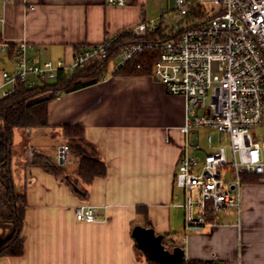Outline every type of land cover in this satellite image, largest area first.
<instances>
[{"label": "crops", "instance_id": "1", "mask_svg": "<svg viewBox=\"0 0 264 264\" xmlns=\"http://www.w3.org/2000/svg\"><path fill=\"white\" fill-rule=\"evenodd\" d=\"M147 2L0 0V38L12 48L0 54V96L9 86L1 85V72L14 71L16 40L31 44L27 54L34 61L69 64L74 51L135 26ZM184 115L183 96L167 93L151 74L109 73L51 99L48 125L14 128L11 186L26 199L23 252L0 256V264H146L131 235L136 224L152 227L165 247L181 246L191 260L264 264V181L257 176L243 180L239 216L228 208L213 226L181 239L183 209L176 204L182 197L173 176L184 143ZM66 124L83 126V140L104 163V175L84 183L73 173L78 158L69 152L63 180L31 164L34 153L55 161L58 147L67 143ZM78 204L91 207L95 220H77Z\"/></svg>", "mask_w": 264, "mask_h": 264}, {"label": "built area", "instance_id": "2", "mask_svg": "<svg viewBox=\"0 0 264 264\" xmlns=\"http://www.w3.org/2000/svg\"><path fill=\"white\" fill-rule=\"evenodd\" d=\"M104 2L124 6L128 0ZM170 2V6L159 9L157 17L138 21L123 32L142 36L163 28L151 75L167 93L185 100L180 126L184 143L173 176L182 197L176 205L183 209L181 239L185 240L186 234L216 224L220 210L233 208L239 216L240 190L246 176L264 181V0ZM169 12L176 18L171 25L163 20ZM121 34L118 31L74 51L69 64L62 60L34 61L27 54L31 44L25 38L16 40L14 71L1 72V85L10 86L2 95L11 93L18 80L32 86L54 79L60 70L83 67L90 58L105 55L107 46ZM154 45L153 41L129 44L113 68ZM9 47L10 42L0 38V54ZM201 128L207 130L206 148L200 143ZM222 133L227 135L229 151L222 144ZM67 155L65 143L58 147L54 162H65ZM31 156L29 150V160ZM74 216L85 222L95 220L92 208L84 204L75 206ZM182 259L189 260L184 256ZM208 261L206 264H219Z\"/></svg>", "mask_w": 264, "mask_h": 264}, {"label": "trees", "instance_id": "3", "mask_svg": "<svg viewBox=\"0 0 264 264\" xmlns=\"http://www.w3.org/2000/svg\"><path fill=\"white\" fill-rule=\"evenodd\" d=\"M162 30L163 28H160L158 31L142 36L122 31V34L107 46L105 55L90 58L83 67L67 71L60 70L54 79L42 80L32 86L18 80L11 93L0 96V203L7 208L4 214V207H0V222L10 223L9 234L0 241V256L20 255L23 252L21 230L26 199L22 192H14L11 186L10 165L14 128L48 125L47 104L51 99L56 98L60 93L95 83L109 73L119 76L150 75L152 64L158 58V44L162 40ZM146 41H153L155 45L151 48H143L118 68H113L123 48L132 43ZM63 135L67 140L68 152L78 158L73 171L77 177L84 183H89L95 176L105 174L104 163L97 158L94 148L83 140L81 124H66L63 127ZM31 164L39 166L57 179L63 180L67 174L65 164L51 162L39 153L33 154ZM142 253L146 264H160L146 253ZM207 262L209 261L191 259L185 262L182 259L180 264H206Z\"/></svg>", "mask_w": 264, "mask_h": 264}, {"label": "water", "instance_id": "4", "mask_svg": "<svg viewBox=\"0 0 264 264\" xmlns=\"http://www.w3.org/2000/svg\"><path fill=\"white\" fill-rule=\"evenodd\" d=\"M137 247L160 264H180L184 250L181 246L167 248L163 235L155 233L152 227L136 224L131 229Z\"/></svg>", "mask_w": 264, "mask_h": 264}, {"label": "rangeland", "instance_id": "5", "mask_svg": "<svg viewBox=\"0 0 264 264\" xmlns=\"http://www.w3.org/2000/svg\"><path fill=\"white\" fill-rule=\"evenodd\" d=\"M171 2L170 0H148L147 6L144 7L145 17L142 20H147L150 18L157 17L159 15L160 6H170ZM175 19L176 18H174V14L172 12H169L163 18L164 22H166L168 25L174 24L176 22ZM8 89H9V86H8ZM199 131H200V137H199L200 143L203 144V142L205 141V134L207 133L206 132L207 130L204 128H201ZM221 135H222V144L226 147V150L229 151L227 135L225 133H222ZM213 139L214 141L217 140V134L215 133L213 134ZM222 212H224V210H220L218 214L221 215ZM9 226H10V223L7 221L4 223L0 222V241H2L9 234L10 232Z\"/></svg>", "mask_w": 264, "mask_h": 264}, {"label": "flooded vegetation", "instance_id": "6", "mask_svg": "<svg viewBox=\"0 0 264 264\" xmlns=\"http://www.w3.org/2000/svg\"><path fill=\"white\" fill-rule=\"evenodd\" d=\"M5 203V202H4ZM1 204V206L0 207H4V205L2 204V203H0ZM4 214H5V212H4Z\"/></svg>", "mask_w": 264, "mask_h": 264}]
</instances>
